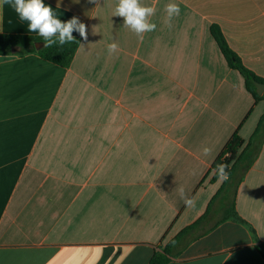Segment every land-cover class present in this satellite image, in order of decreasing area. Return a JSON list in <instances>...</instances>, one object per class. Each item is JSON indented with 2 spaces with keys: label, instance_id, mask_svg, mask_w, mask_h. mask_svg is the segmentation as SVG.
<instances>
[{
  "label": "crops",
  "instance_id": "1",
  "mask_svg": "<svg viewBox=\"0 0 264 264\" xmlns=\"http://www.w3.org/2000/svg\"><path fill=\"white\" fill-rule=\"evenodd\" d=\"M43 2L88 38L73 32L84 46L68 68L0 56V264H149L209 208L169 264H264V144L235 196L247 224L223 221L236 183L213 179L234 134L243 150L251 141L264 100L211 31L264 79V0H140L156 8L143 42L113 16L117 0ZM0 17V34L40 37L11 5Z\"/></svg>",
  "mask_w": 264,
  "mask_h": 264
},
{
  "label": "trees",
  "instance_id": "2",
  "mask_svg": "<svg viewBox=\"0 0 264 264\" xmlns=\"http://www.w3.org/2000/svg\"><path fill=\"white\" fill-rule=\"evenodd\" d=\"M212 35L217 41L223 55L225 56L228 65L231 69L238 71L245 80V86L249 93L255 98L256 101L264 100V94L258 95L256 83H264V79L258 77L246 68L237 54L228 45L220 27H212ZM77 42L66 43L63 46L57 43L52 45V47L45 48L44 40L41 37L30 36V35H9L0 34V56H25L28 54H37L44 60L55 63L61 67L68 68L79 49L80 40L75 38ZM37 44H42L41 48H37ZM264 144V115L261 118L259 125L246 148L245 141L236 132L231 138L223 153L219 157L218 161L213 165L215 171L213 179H221L217 173V166L224 164L227 165L228 179L224 180L225 184L228 186L231 183H235V193L234 200L225 209L223 221H234L240 224H247V222L240 217L236 210L235 196L237 193L238 183L243 180L246 173L251 169L255 161L257 160L262 147ZM219 192V196L223 194L227 186ZM216 200L213 199V203ZM205 214L195 225L188 227L181 231L175 238L169 241L165 245H161L157 251H155L149 264H169L175 257V246L196 226H198L209 214ZM261 253L264 254V249L259 248Z\"/></svg>",
  "mask_w": 264,
  "mask_h": 264
},
{
  "label": "clouds",
  "instance_id": "3",
  "mask_svg": "<svg viewBox=\"0 0 264 264\" xmlns=\"http://www.w3.org/2000/svg\"><path fill=\"white\" fill-rule=\"evenodd\" d=\"M79 2V0H77ZM90 3H97L99 0H89ZM5 4L11 5L21 20L28 21V31L36 32L44 40V47H52L57 40L60 46L66 43L77 42L73 36V32H78L83 40H87V28L78 17L73 16L67 21H62L53 12L50 5H46L43 0H0V9ZM167 13V22L169 28L172 27L171 21L173 17H178L180 7L175 3H169L165 6ZM156 13L153 6L142 5L140 0H117L113 16L123 18V26L130 29L136 34L138 39L143 42L144 34L155 31L156 24L151 22L150 18ZM2 20V17H0ZM82 47L83 44H80ZM117 43L113 42L107 45L109 54L116 52ZM205 156L211 154L209 147L202 149ZM227 165L221 164L217 166V173L223 180L228 179ZM180 198L188 208L196 206V199L188 197L183 187L178 189Z\"/></svg>",
  "mask_w": 264,
  "mask_h": 264
},
{
  "label": "water",
  "instance_id": "4",
  "mask_svg": "<svg viewBox=\"0 0 264 264\" xmlns=\"http://www.w3.org/2000/svg\"><path fill=\"white\" fill-rule=\"evenodd\" d=\"M43 45L42 44H37L36 47L37 48H41ZM256 87H257V93L258 95H263L264 94V83H256Z\"/></svg>",
  "mask_w": 264,
  "mask_h": 264
},
{
  "label": "rangeland",
  "instance_id": "5",
  "mask_svg": "<svg viewBox=\"0 0 264 264\" xmlns=\"http://www.w3.org/2000/svg\"><path fill=\"white\" fill-rule=\"evenodd\" d=\"M236 183V182H235Z\"/></svg>",
  "mask_w": 264,
  "mask_h": 264
}]
</instances>
